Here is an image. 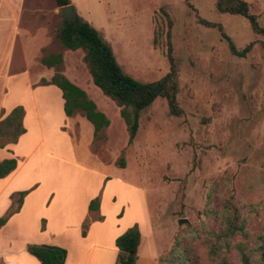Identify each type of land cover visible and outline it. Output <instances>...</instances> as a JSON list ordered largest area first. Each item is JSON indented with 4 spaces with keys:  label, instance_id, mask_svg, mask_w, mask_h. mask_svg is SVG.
<instances>
[{
    "label": "rangeland",
    "instance_id": "rangeland-1",
    "mask_svg": "<svg viewBox=\"0 0 264 264\" xmlns=\"http://www.w3.org/2000/svg\"><path fill=\"white\" fill-rule=\"evenodd\" d=\"M70 1L76 14L99 32L124 72L140 82L158 80L168 72L169 33L172 53L180 65L177 100L184 115L170 116L166 101L156 99L141 112L136 136L128 144L119 108L92 83L85 51L60 47L55 36L63 14L55 0H0V121L5 107L13 104V108L22 106L24 112L26 106L30 113L53 108L47 107L49 99L42 97L49 91L41 87L45 85L41 80L49 82L54 74L40 62L50 53L62 55L61 73L84 90L109 120V126L100 132L103 138L89 143L88 135L80 139L83 117L77 114L70 120L68 131L80 148L78 154L87 171L52 157L42 158L46 164L41 168L35 164L36 172L24 175L20 185L33 183L27 189L31 191H60V203L51 216L57 219L60 212L70 220L81 213L78 199L96 190L102 180L99 176H108L99 191L111 178L124 180L144 195L142 201L135 193L123 194L135 209L145 208L142 257L136 264H163L158 257L171 249L176 238L193 247L197 264H211L205 231L213 227V221L206 211L221 207L224 183L234 191L236 202L246 208L251 233L264 225V37L255 35L245 18L219 14L215 0ZM244 1L264 27V0ZM199 18L215 26H203ZM218 26L237 50L252 44L249 52L244 57L232 55ZM28 89L37 95L29 94ZM84 123L82 132L87 134L85 125H90ZM62 128L66 130V126ZM1 149L0 161L5 156ZM88 152L93 159L87 158ZM120 159L124 168L119 166ZM10 198L9 210L17 206V196ZM38 213L44 214L41 203L26 214L35 224ZM45 214L51 220L50 213ZM179 219L187 222L179 225ZM75 222L73 218L71 223ZM91 222L101 221L93 214ZM58 223H51L54 232H58ZM29 235L33 240L42 238L34 229ZM13 239L17 245L18 238ZM70 249L73 254L75 245ZM81 250L85 257L90 245ZM109 260L106 264H111Z\"/></svg>",
    "mask_w": 264,
    "mask_h": 264
},
{
    "label": "trees",
    "instance_id": "trees-1",
    "mask_svg": "<svg viewBox=\"0 0 264 264\" xmlns=\"http://www.w3.org/2000/svg\"><path fill=\"white\" fill-rule=\"evenodd\" d=\"M187 2V0H185ZM57 7L61 8L70 4V0H55ZM215 10L219 14L236 15L245 18L255 35L264 37V27L258 23L257 16L249 10L244 0H215ZM198 22L203 26L214 27L201 18ZM223 39L227 42L232 55L244 57L251 49L248 44L242 50H237L231 39L218 26ZM56 39L62 49L85 51L86 62L93 85L101 93L115 102L119 108V115L123 120L127 133L128 144L134 140L141 112L148 109L156 99L166 101L168 114L175 118L184 115L179 106L177 95L179 93V61L172 53L170 34H167L166 58L169 64L168 72L160 79L151 82H140L124 72L116 61L108 44L100 36L99 32L83 18L74 17L72 22L61 21L56 30ZM41 64L48 69H53L54 74L50 85L56 86L60 92L63 103V113L71 118L77 114L85 118L93 128V140H100L102 129L109 126V120L100 112L95 103L90 100L82 89L71 83L62 73L63 58L60 53H50L41 58ZM46 85L45 81H41ZM25 112L22 106L14 107L0 121V148L8 144H16L19 137L26 129L22 121ZM119 166L125 167L124 160L120 159ZM17 167L15 158H7L0 161V179L7 177ZM224 198L218 210L208 209L206 215L213 221V227L205 231V245L207 256L211 264H264V225L255 233H251L249 227L250 217L246 208L241 207L235 200L234 191L224 183ZM31 190L18 193L15 200L17 206L11 208L0 217V229L8 219L18 212L23 198ZM13 197V196H12ZM100 196L89 202V214H95L97 221H103L104 217L97 214L99 210ZM246 214V215H245ZM90 224V218H86L81 225V236L85 237ZM141 235L137 224L127 229L116 238L115 246L118 250L117 262L119 264H136L138 247ZM26 251L34 257L39 264H65L67 252L64 248L53 245L26 246ZM194 250L190 244H185L180 238H176L171 249L158 257L163 264H197L194 258Z\"/></svg>",
    "mask_w": 264,
    "mask_h": 264
},
{
    "label": "crops",
    "instance_id": "crops-1",
    "mask_svg": "<svg viewBox=\"0 0 264 264\" xmlns=\"http://www.w3.org/2000/svg\"><path fill=\"white\" fill-rule=\"evenodd\" d=\"M72 3L73 2L70 1V4ZM43 67L48 69L45 66ZM49 82L41 86L45 91H49V93L41 96L43 98L47 97L49 99L45 101L46 104H48L47 107L52 106L53 108L45 110V107L43 108L45 111L30 113L25 106V115L22 124L26 132L19 137L16 144H8L1 149V151L5 153L3 159L15 158L17 160V167L7 177L0 179V216L4 215L11 207L12 199L10 196L18 197L20 191L30 189V186L33 185L32 183L24 187L20 185V182L24 175L34 174L36 172L35 164H38L40 168L42 165L46 164V162H41L42 158L48 160L49 157H52L55 160H62L67 164L77 166L87 171L82 166V160L78 154L80 148H78L68 131L71 127L70 120L72 117L68 118L64 115V101L61 97V92L56 86L47 84ZM28 93L34 96L37 95V92L29 89ZM13 106L14 104L5 107V116L13 109ZM59 119L60 121H65V124L58 123L57 120ZM84 120L86 119L83 118L80 124V139L85 140V136L88 135L87 139L89 143L93 139V128L88 123L91 129L85 125L87 134H84L82 132V124H85ZM64 126H66V130L62 128ZM35 127H37V130L33 129ZM39 131L42 135H40V133L38 135ZM33 143H35L34 146ZM29 145L33 147L25 153ZM38 153H41L42 157H36ZM87 158L93 159L90 152L87 153ZM99 177L104 180L108 176L102 174ZM102 180H100L95 191H90L87 194L85 193L84 197L78 199L81 213H78L77 217H75L76 214L74 215L75 224L71 223L73 220L72 217L69 220L60 212L56 214L57 219L51 216L54 208L60 203V191H55L53 188L49 191H36L38 190L37 188L30 191L23 198L19 211L12 215L7 223L0 229V264H39L34 257L27 253V244L53 245L66 249L67 255L65 264H95V260H97V264H106L109 259L111 264H116L118 250L115 248L116 246H114V240L134 224L138 225L141 235V241L138 247V256L141 258L142 255L140 251L145 235L144 229L146 228L145 208L143 210L141 208L135 209L134 203L128 199V196L123 197V194L128 195L135 193V195L142 200L144 196H142L143 191L125 183L124 180L122 181L121 179L114 178L105 182L102 191H99ZM37 186L41 188V183ZM112 188H119L121 191H114ZM98 195L100 196L99 214L104 217V220L101 222H91L86 236L82 237V222L85 218H91L92 215L88 212L89 202ZM40 203L42 204V211L44 214L38 213L39 216L37 215L34 217V224L26 213L34 212V207L39 208ZM46 211L50 213L52 221L59 222L57 226L59 227L58 232L52 230L51 227H54V225L51 226L52 221L50 218H47L45 214ZM41 219L44 220L43 229H40ZM32 229L36 231L37 236L39 235L42 237L40 240L31 239L29 231ZM13 236L18 238L17 245L14 243ZM60 238L62 240H60ZM71 244L72 246L75 245L74 250L76 251H74L73 254L71 251L72 249H70ZM83 245H90L89 253L86 254L85 257L80 254ZM12 250H14V252H12ZM156 252L157 251H155L154 255Z\"/></svg>",
    "mask_w": 264,
    "mask_h": 264
},
{
    "label": "water",
    "instance_id": "water-1",
    "mask_svg": "<svg viewBox=\"0 0 264 264\" xmlns=\"http://www.w3.org/2000/svg\"><path fill=\"white\" fill-rule=\"evenodd\" d=\"M61 13L63 14L64 20L72 22L76 16V11L72 4L66 5L60 8ZM187 221L185 219H179L177 223L179 225L185 224Z\"/></svg>",
    "mask_w": 264,
    "mask_h": 264
}]
</instances>
